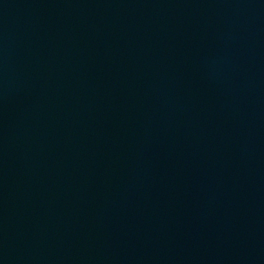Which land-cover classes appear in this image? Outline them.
Returning a JSON list of instances; mask_svg holds the SVG:
<instances>
[{
    "label": "water",
    "instance_id": "95a60500",
    "mask_svg": "<svg viewBox=\"0 0 264 264\" xmlns=\"http://www.w3.org/2000/svg\"><path fill=\"white\" fill-rule=\"evenodd\" d=\"M0 264H264V0H0Z\"/></svg>",
    "mask_w": 264,
    "mask_h": 264
}]
</instances>
